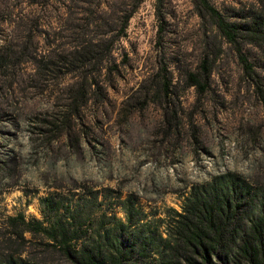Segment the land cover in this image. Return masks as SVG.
Wrapping results in <instances>:
<instances>
[{"label": "rangeland", "instance_id": "obj_1", "mask_svg": "<svg viewBox=\"0 0 264 264\" xmlns=\"http://www.w3.org/2000/svg\"><path fill=\"white\" fill-rule=\"evenodd\" d=\"M121 2L129 0H0V219L77 214L95 235L126 223L131 207L129 230L163 233L166 212L219 177L264 191V44L238 53L192 0H164L159 35L155 0H143L115 44L116 70L89 89L58 65L73 45L67 29L92 12L104 18L93 30L115 28ZM209 2L231 21L264 20V0ZM206 52L216 60L198 94L186 75ZM163 65L173 84L169 128L159 102L141 105Z\"/></svg>", "mask_w": 264, "mask_h": 264}, {"label": "trees", "instance_id": "obj_2", "mask_svg": "<svg viewBox=\"0 0 264 264\" xmlns=\"http://www.w3.org/2000/svg\"><path fill=\"white\" fill-rule=\"evenodd\" d=\"M142 2L119 3L112 19L116 27L105 31L100 26L93 30L96 20L103 18H95L93 12L88 18L75 19L67 29L73 45L58 60V65L66 68L65 74L77 73L90 89L97 87L96 76L103 70L115 71V44L126 36L128 23ZM164 3L155 0L159 35L164 29ZM192 3L197 16L209 22L211 33L238 53L243 44H264L261 18L231 21L209 0ZM216 54L211 57L206 52L196 70L186 75L187 86L198 94L209 89ZM240 58L246 72L251 73L245 58ZM154 76L141 105L149 100L159 102L169 128L173 122L169 109L173 84L164 65ZM82 88L80 84L78 96ZM217 180L191 189L179 211L169 209L163 233L151 231L149 224L129 230L135 225L131 207L126 223L110 230L99 227L95 235L82 228L77 214L70 220L49 219L46 212L43 220L26 219L22 214L4 217L0 219V264H264V191L236 176ZM47 206L50 213L58 212L52 204Z\"/></svg>", "mask_w": 264, "mask_h": 264}]
</instances>
